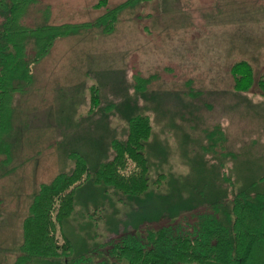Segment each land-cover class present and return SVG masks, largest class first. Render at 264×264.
Instances as JSON below:
<instances>
[{"label":"rangeland","instance_id":"obj_1","mask_svg":"<svg viewBox=\"0 0 264 264\" xmlns=\"http://www.w3.org/2000/svg\"><path fill=\"white\" fill-rule=\"evenodd\" d=\"M39 1L35 11L49 6L51 25L90 22L106 11L93 8L100 0ZM125 1L107 0L106 8ZM242 60L256 81L264 78V0H148L125 9L109 34L91 30L58 40L34 67L30 92L14 100V164L22 166L0 179V264L15 262L33 196L40 184L73 170L72 152L86 165L73 179L74 211L62 224L64 235L54 238L71 256L29 264H97L105 256L93 251L106 240L191 220L216 201L229 206L237 192L264 193V98L256 84L234 91L230 68ZM135 74L158 78L138 92ZM92 86L102 104L90 112ZM140 114L152 125L149 183L142 194L125 196L95 184L92 174ZM216 123L235 158L202 150L203 129ZM58 205L53 198L51 211Z\"/></svg>","mask_w":264,"mask_h":264},{"label":"trees","instance_id":"obj_2","mask_svg":"<svg viewBox=\"0 0 264 264\" xmlns=\"http://www.w3.org/2000/svg\"><path fill=\"white\" fill-rule=\"evenodd\" d=\"M146 1L126 0L106 8L107 0H100L93 8L106 11L94 20L51 25L49 6L35 11L39 0H0V179L22 166V163L14 164L19 149L14 140L17 126L14 100L30 92L34 67L50 54L58 40L91 30L109 34L115 30L125 9ZM28 19L32 20V25L26 24ZM230 75L235 92H249L256 84L264 98V78L256 81L253 67L247 61L234 63ZM157 78V75L135 74L133 88L144 92ZM101 104L99 90L92 86L90 112ZM151 131L149 115L131 117L126 138L110 142L112 158L92 174L94 183L111 187L125 196L142 194L149 183L146 143ZM203 134L202 150L206 154L237 156L227 151L228 139L220 124L204 128ZM69 158L73 161V170L40 184L33 196L22 222L20 254L13 264H29L32 259L68 262L71 249L59 252L54 238L57 233L63 234L62 224L74 211L73 179L86 165L84 157L78 153H70ZM163 178L159 175V184ZM53 198H58L59 205L51 211ZM229 203L228 206V202L219 200L191 220L182 218L184 221L156 228L146 226L135 233L106 240L93 251V254L100 252L105 256L97 264H264V193L237 192ZM79 260L88 264L86 259Z\"/></svg>","mask_w":264,"mask_h":264}]
</instances>
